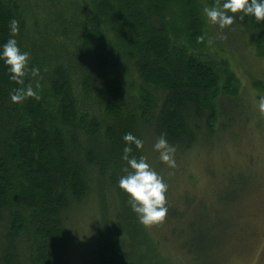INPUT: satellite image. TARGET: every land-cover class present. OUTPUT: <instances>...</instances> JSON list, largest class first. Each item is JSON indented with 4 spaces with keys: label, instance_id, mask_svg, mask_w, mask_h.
<instances>
[{
    "label": "trees",
    "instance_id": "trees-1",
    "mask_svg": "<svg viewBox=\"0 0 264 264\" xmlns=\"http://www.w3.org/2000/svg\"><path fill=\"white\" fill-rule=\"evenodd\" d=\"M89 1L93 13L83 9L76 28L85 34L87 20L110 30L109 36L86 35L89 41L75 48L54 34L46 38L44 52L29 61L39 76L29 71L25 77V86L31 81L34 88L39 80L40 100L12 103L9 93L19 85L0 61V264H69L70 222L96 200L104 212L88 264H207L221 228L208 219L205 233L197 223L175 230L182 211L170 186L164 221L150 228L132 211L118 187L127 163L123 136L130 132L143 141L141 149L132 145L130 155L154 162L165 182L169 167L153 148L161 134L175 147L174 160L201 151L215 160L218 148L226 156L231 150L241 154L254 137L264 136V116L255 107L264 79L255 78L259 90L251 96L240 91L233 72L222 86L225 58L204 53L210 36L233 56L242 59L253 46L264 57V21L237 14L223 30L207 23L203 8L223 0ZM12 19L19 21L22 50H35L25 44V20L13 0H0V45L10 36ZM129 66L137 81L122 88ZM101 79L108 97L97 89ZM164 228L181 236L187 231L191 241L179 246Z\"/></svg>",
    "mask_w": 264,
    "mask_h": 264
},
{
    "label": "rangeland",
    "instance_id": "rangeland-1",
    "mask_svg": "<svg viewBox=\"0 0 264 264\" xmlns=\"http://www.w3.org/2000/svg\"><path fill=\"white\" fill-rule=\"evenodd\" d=\"M13 1L20 5L25 20V44L35 49L29 52L31 61L39 50L44 52L46 38L53 37V34L56 40L66 42L69 48L77 47L76 44L81 41H89L83 38L86 35L109 36L110 30L107 31L104 26L94 27L86 19L85 34L76 28V22L82 19L83 9L87 8V11L93 13L89 0ZM52 28L56 29V33H52ZM205 46V50L201 48L202 45L198 50L211 53L214 58L222 56L227 62V65L220 62L222 86L227 81V75L233 72L239 79L238 88L242 93L250 96L256 94L259 89L254 85L255 78L258 76L264 79V57L259 55L256 48L250 47V51L247 50L241 59V55L233 56L227 50L215 47L210 36ZM132 71L133 67L129 66L122 79L119 76L122 88L128 87V82L132 80L137 81ZM97 89L106 97L111 95L103 79L99 80ZM207 154L201 151L198 155L176 158L180 160L174 166L180 169L177 177L169 170L170 167L164 170L169 176L166 183L173 192L177 191L178 206L182 211L175 230L189 228L191 224L197 223V227L203 229L199 232L202 234L206 231L204 222L212 219L221 229L217 234L219 237L212 239L214 247L206 250L207 264H264V136L257 139L254 137L253 142L242 148L241 154L231 150L226 156L220 148L213 153L215 160L209 159ZM152 166L155 167L154 162ZM239 169L242 170L237 173ZM243 185H246L245 190L238 189ZM103 212V207L96 200L90 207L73 216L69 225V264L90 262ZM236 212L239 213L238 217L234 216ZM162 233L169 235L172 242L179 246L185 240L191 241L187 231L181 236L176 231L173 233L171 229L164 228ZM209 246L211 244L208 241L206 247Z\"/></svg>",
    "mask_w": 264,
    "mask_h": 264
},
{
    "label": "clouds",
    "instance_id": "clouds-1",
    "mask_svg": "<svg viewBox=\"0 0 264 264\" xmlns=\"http://www.w3.org/2000/svg\"><path fill=\"white\" fill-rule=\"evenodd\" d=\"M237 14L240 20L247 17L257 23L264 21V0H223V3L203 8L206 22L217 25L221 30L233 25ZM9 31V38L0 45V61L6 66L9 79L19 85L10 91V100L12 103H22L27 98L38 101L41 99L37 91L41 87L39 80L36 81L34 88L31 81L25 86V77L29 71L32 77H38L40 69L33 66L29 70L30 53L22 50L16 39L20 31L18 20L10 21ZM255 107L259 114L264 116V95L255 101ZM123 140L125 146L122 159L127 163L123 169L124 174L119 177L118 187L127 195L128 204L140 223L145 226L158 224L165 219L168 212L166 206L168 184L146 157L130 155L133 152V144L137 149L143 148V141L140 138L129 132L124 134ZM153 148L159 152L160 161L170 168L175 166V147L168 142L164 134L157 138Z\"/></svg>",
    "mask_w": 264,
    "mask_h": 264
}]
</instances>
